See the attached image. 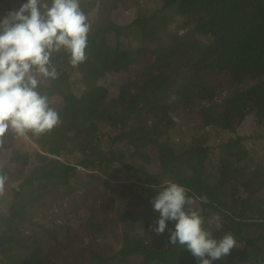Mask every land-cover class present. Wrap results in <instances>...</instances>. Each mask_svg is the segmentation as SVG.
I'll return each instance as SVG.
<instances>
[{
    "label": "trees",
    "instance_id": "16d2710c",
    "mask_svg": "<svg viewBox=\"0 0 264 264\" xmlns=\"http://www.w3.org/2000/svg\"><path fill=\"white\" fill-rule=\"evenodd\" d=\"M81 3L86 60L55 53L58 77L42 81L60 122L0 143V264H199L151 230L167 182L205 226L219 214L216 238L234 235L213 264H264V0ZM52 204L65 222H46Z\"/></svg>",
    "mask_w": 264,
    "mask_h": 264
},
{
    "label": "clouds",
    "instance_id": "9594fccd",
    "mask_svg": "<svg viewBox=\"0 0 264 264\" xmlns=\"http://www.w3.org/2000/svg\"><path fill=\"white\" fill-rule=\"evenodd\" d=\"M90 31L81 0H26L0 17V143L9 132L19 137L29 132L39 135L58 125L59 113L42 90V81L58 77L51 59L55 53H68L73 65L86 60ZM176 100L173 94L167 102ZM169 116L180 122L176 114ZM6 179L0 174V193ZM202 199L207 203L206 197ZM151 203L160 214L151 230L162 235L168 229V242L189 250L199 264L222 260L237 247L231 233L216 238L213 229L223 228L219 214H213L205 226L184 186L167 182ZM169 221L175 223L174 229L168 228Z\"/></svg>",
    "mask_w": 264,
    "mask_h": 264
},
{
    "label": "rangeland",
    "instance_id": "374dc122",
    "mask_svg": "<svg viewBox=\"0 0 264 264\" xmlns=\"http://www.w3.org/2000/svg\"><path fill=\"white\" fill-rule=\"evenodd\" d=\"M4 3H5V0H0V7H2V6L4 5ZM85 189H86V188L79 190V191L77 192L78 195L75 194L74 199H78V200H79L80 192H82V191L84 192ZM65 201H66V200H65ZM65 201H64V199H63L61 202L65 205V204H66ZM21 206H22V205H21L20 203L16 202V204H15V205L13 206V208H12V212H13V213H16V212H17V213H18V211L20 210ZM59 207H60L59 204H52V205H50L48 208L45 209V210H47V211L49 212V216H47V219H46V222H47V223H50V222H49V219H50L51 216H54V217H56L57 219H58V218L61 219V222H65L66 217L64 216L63 213H60V212L58 211ZM43 209H44V207H43L42 205H39V206L37 207L38 216L43 214V213H42ZM60 215H62L63 217H61ZM38 216H37V217H38ZM66 222L68 223L67 220H66ZM68 224H69V223H68ZM79 239H81L82 241H88L89 237H88L87 235H85L82 231H79Z\"/></svg>",
    "mask_w": 264,
    "mask_h": 264
}]
</instances>
